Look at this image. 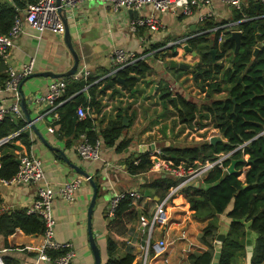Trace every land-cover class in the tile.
<instances>
[{"label":"crops","instance_id":"obj_1","mask_svg":"<svg viewBox=\"0 0 264 264\" xmlns=\"http://www.w3.org/2000/svg\"><path fill=\"white\" fill-rule=\"evenodd\" d=\"M242 1L244 9H247L250 4L255 6V12L262 9L258 0ZM257 3L259 5H256ZM234 11L222 0H210L204 5L194 7L192 14L188 16L154 13L151 12L150 8H146L138 12L137 16L153 13L159 21V28L151 32L146 28H139L136 32H133L130 29V24L137 16L130 15L128 10L125 9L113 11L107 2L102 0L83 1L77 4L71 12L65 14L64 19L71 45L79 59L77 71L88 70L90 75L97 77L96 81L101 80V85L98 88L106 82L103 79L105 76H112L111 71L114 62L111 53L115 47L144 51L151 44H163L154 51L146 52L147 55L144 60L155 58L156 66L154 64L153 67H150L146 75L140 77L133 88L129 89L128 86L116 82L118 92L112 93L111 88L108 87L100 96L98 93L96 94L97 99H100L105 106L103 109H98L95 118L92 116L95 114L93 110H90L92 114L89 113L94 121L93 129L97 135H100L108 120L115 117L118 108L127 107V116L123 115L122 120L125 117L128 124L124 126L126 128L122 131L118 142L122 139H128L130 143L122 151L116 149L117 143L114 146L103 144L99 160L86 161L81 159L77 153V146L82 140L81 135L84 133H81L78 137H75L74 132L67 134L66 131L60 128L58 112L55 111L56 117L48 108H45L46 104L39 103L35 108L30 106L31 110H43L45 108L41 116L36 115L35 111L31 114L37 133L27 127L29 124L25 121L24 116L22 117L26 123L21 129L30 131L27 135L28 140L31 142L30 147L27 148L20 139L13 142V146L14 143L21 146V150L15 147L13 149V152L18 156L23 153H31L41 160L44 179L53 189H56L58 184L77 176L86 177L84 174L79 173L78 169L86 172L94 182V179H97L98 191L91 216V231L100 253V264H104L108 259L107 236H110L116 242L115 257L120 258L126 253H130L133 255L132 264H141L138 257L141 245L144 244L145 229L139 224V217L143 213H149L159 200H155L154 196L156 195H154L152 189L141 186L149 184L153 178L159 173H163V171L149 170L143 174L131 175L126 169L125 159L130 155L145 152L144 149L151 153L154 149H162L163 144L176 145L177 141L174 140L173 134L175 136L178 132H182L184 129L182 125L186 124L179 122L175 124L177 120H175L174 114L171 113L173 106L170 103H168L167 111L164 110L163 102L168 101L161 98V90L167 88L171 90V86H175L174 92L180 93L182 89L186 88V85L188 86V82H186L187 75L195 70V66L200 60L198 55L185 51L183 46L187 44L189 38L200 34L199 30L203 24L198 21L199 17L202 14H209L208 19L210 21L219 25L232 24L231 28L235 29ZM20 15L23 16V14ZM23 27L24 32L13 39L9 60L11 66L19 67L33 59V73L52 72L56 74L65 73L73 66L74 58L65 44L64 33L58 34L48 30L37 32L26 22ZM216 27L218 26L216 25L213 30ZM207 38L209 43L212 44L213 34L211 33ZM224 38L225 35H223ZM177 46L182 48L180 57H190V62L170 60L175 59L172 57H176L177 53L172 56L168 51L174 50L176 52ZM157 51H161V53L155 56L154 52ZM167 52L170 54L167 55ZM164 54L166 55L164 56ZM167 56L171 58L169 59ZM171 62L187 64L189 68L173 67L170 66ZM180 69L187 71L181 73ZM4 71L5 66L0 62V106L10 102V94L2 89L3 79L5 78ZM150 77L154 80L152 81ZM54 79L56 78L42 76H30L24 79L21 84V91L25 99L27 101L35 100L37 96L46 92L48 84ZM57 79L66 80L68 89L76 87L74 86L75 82H79V80H73L71 77ZM193 81L196 85L195 80ZM81 90L79 85L69 99L81 96L85 101H89L91 99L89 88L84 91L87 93V97L77 93ZM196 91L199 96L198 104L204 103L205 93L201 92L199 88ZM74 94L78 95L72 98ZM182 95L184 96V94ZM225 95V91L215 93L214 99H223ZM132 114L134 115L133 120L129 121L128 116ZM204 128L207 127L198 129ZM211 128L214 130V136L222 138L217 129ZM222 141H224L223 138ZM247 158V156H244L242 160L247 161ZM72 166H75V168ZM245 169L247 167H244L243 170ZM241 176L243 177V174ZM203 184L205 188L204 181ZM141 188L148 189L152 195L149 197L140 192V196L137 198L139 203L136 205L135 219L127 224V229L122 235L109 233L106 225L112 193L140 191ZM35 190L36 184L4 185L0 181V212L27 208L35 197ZM92 195L93 187L91 183L89 180H84L76 190L73 202H66L55 195L52 203V212L55 219L54 238L58 242H70L72 244L75 264L95 263L89 245L87 226V208ZM170 203L171 222L182 219L183 222L180 225L171 224V230H168V239L175 238L178 232L177 228L183 227L188 233V239L176 241L169 246L166 257L169 264H191L188 259L191 253H201L207 249V246L199 241L202 229L207 224V219L202 221L195 219L193 211L190 210L188 202L181 193L177 194ZM231 207L232 203L228 205L223 213L218 215L219 229L217 234H226L230 222L227 212ZM161 236L160 229L155 230L152 243L154 244ZM257 236V233L249 228V222H245L244 254L238 258V264H249ZM41 242V235L25 234L21 230H16L6 239L0 236V252L15 256L19 259V264H34L38 257L37 248ZM220 244L221 242L214 239L211 264H217ZM156 262L157 264H163L159 258H156ZM37 264L52 263L39 260Z\"/></svg>","mask_w":264,"mask_h":264},{"label":"trees","instance_id":"obj_2","mask_svg":"<svg viewBox=\"0 0 264 264\" xmlns=\"http://www.w3.org/2000/svg\"><path fill=\"white\" fill-rule=\"evenodd\" d=\"M36 1L0 0V33L9 32L18 14L17 8H25ZM262 14V9L255 12L253 4H250L247 9L243 7L241 12L234 11L235 29L242 32L240 48L235 55L233 42L222 41L218 44L220 34L223 33L226 36L230 27L213 30L216 25L224 24L219 25L208 18L201 23L203 26L199 30L200 34L187 40V44L199 56L200 61L195 68L197 71L195 84L201 92L205 93L204 103L197 104L196 101L187 100L178 92L174 93L175 102L171 99L173 93L168 88L161 90L160 93L161 98L168 101L163 102L164 110L167 111L168 103L173 106L174 112L171 113L177 119L175 124L177 122L186 125L198 123L196 125L199 128L211 126L217 129L224 139L214 145L206 140L190 146L163 144L162 151L165 158L174 164L214 160L216 154L235 150L239 145L246 143L231 155V159L248 157L247 161L242 160L236 164L234 173L228 174L221 168L215 167L204 179L205 188L203 183L198 186L186 185L180 192L188 202L190 210L193 211L194 218L201 221L207 219V224L199 237V241L206 245L207 249L201 253H191L188 257L191 264H211L213 241L219 229L218 215L223 213L231 203L232 207L227 212L230 222L225 239L220 244L217 264H238V258L244 254L245 222H249V228L258 235L249 264H264V16ZM244 18L247 20L242 21ZM211 33L213 34L212 44L207 38ZM162 45L151 44L144 53L154 51ZM255 47L259 50L253 58L252 52ZM159 53L161 51L154 52V55L157 56ZM175 54L172 52L171 55L175 56ZM227 64L231 66L227 67ZM148 70L150 66L145 60H140L117 71L114 78L117 76L124 78L131 89ZM180 70L181 73L187 71ZM4 80L5 78L3 82ZM96 80L97 77L94 75L87 78V84L93 85L89 88L91 94L89 101H85L81 96L69 99L75 88H78L79 82H75L76 87L66 89L65 95L61 98L62 103L56 108L58 123L67 134L74 132L75 137H78L84 133L91 141L100 136L105 146H114L117 143L116 149L122 151L130 143L128 139L118 142L122 131L126 128L122 125V116H127V107L118 108L115 117L108 120L100 135H97L93 129L94 121L90 115L92 112L83 119L76 116L78 106L89 107L94 112L105 107L96 95L99 94L97 87L102 81L96 82ZM223 91L227 92L226 98L214 99L215 93ZM133 116V114L128 116L129 121L133 120ZM25 123L22 118L15 120L9 116L5 117L0 123V138L23 128ZM16 139H20L27 148L31 145L25 131L21 130L19 136L0 146V179H9L18 169V155L13 152V142ZM231 159L224 164H230ZM125 165L131 175L148 172L153 165L150 152L130 155L125 159ZM244 167L247 169L243 170ZM241 174L243 179H240ZM94 180L98 191L97 179ZM177 182L175 178L159 173L149 184H143L141 187L152 189L154 195L162 199L169 188ZM244 184H246L245 187H243ZM138 203L139 200L129 194L119 199L113 215L108 217L107 231L122 235L127 229V224L135 219ZM16 230H21L25 234L42 235L44 224L38 215L27 213L26 208L0 212V236L6 239ZM106 248L108 259L104 264H132L133 255L130 253L120 258L114 256L116 242L110 236H107ZM63 252V250H48L47 254L55 258ZM0 258L3 264H19V259L10 254L0 252Z\"/></svg>","mask_w":264,"mask_h":264},{"label":"built area","instance_id":"obj_3","mask_svg":"<svg viewBox=\"0 0 264 264\" xmlns=\"http://www.w3.org/2000/svg\"><path fill=\"white\" fill-rule=\"evenodd\" d=\"M12 1V0H9ZM89 0H37L32 4H28L25 8H17L18 14L15 16L13 24L7 34L0 33V62L5 66V80L2 89L10 94V102L0 106V123L5 117L11 119H21L23 113L20 108L19 89L25 78L33 73V59L23 63L19 67H13L9 64L11 58V48L13 39L24 32L23 24L26 22L31 28L37 32L46 30L53 33H64V16L79 3ZM107 2L113 11L135 10L137 12L150 8L151 12L170 13L173 15L188 16L193 12L194 7H199L208 3L210 0H102ZM226 5L240 12L243 9L242 0H222ZM262 6V16H264V0H258ZM20 14H23L21 16ZM209 14H202L198 21L203 22ZM247 20L246 18L242 21ZM232 24H224L216 29L230 27ZM139 28H146L150 32L159 28V21L150 13L149 15L137 16L131 21L130 29L136 32ZM241 31V30H240ZM146 42L145 39H143ZM223 39V33L218 37L220 44ZM147 53L144 51H136L123 47H115L111 53L114 62L111 74L114 75L117 71L144 60ZM90 76L88 70L77 71L70 77L73 80L84 79ZM67 81L64 79H54L48 86L45 93L35 98L37 104H46L49 106V111L57 117L56 108L62 103L61 98L65 95ZM90 113L89 107L78 106L76 115L79 119L85 118ZM29 127V125H27ZM22 129H19L7 136L0 138V146L7 143L12 138L19 136ZM82 140L77 146L79 157L86 161H96L100 158V151L103 146L101 138H96L91 141L86 134L81 135ZM246 143L239 145L235 150L242 148ZM221 152L215 155L214 160H206L204 162H193L192 164H174L172 161L165 158L162 149H154L150 153V158L153 165L150 170L163 171L175 178L178 182L171 186L166 195L159 199L154 208L146 214H141L139 224L145 229L144 244L141 245L139 260L141 264H157L156 258H159L163 264H169L166 252L169 246L176 241H185L188 239V233L183 228H177V236L171 240L168 239V230H171V224L180 225L183 222H171L170 206L171 200L181 192L186 185H199L203 183L207 174L215 167L221 168L226 172L228 165L225 161L231 159L232 153L235 151ZM244 157V156H243ZM19 164L16 173L9 179H0L4 185L16 184H36L35 197L30 206L26 208L27 213L38 215L44 224V232L42 242L37 248L38 257L34 264L39 260L51 262L52 264H75L73 261L74 250L70 242H58L54 238L55 219L52 212V203L54 196L57 195L66 202H73L75 192L81 186L84 180H89L90 176H77L69 181L58 184L56 189H53L48 182L45 181L43 175V164L41 160L31 154L23 153L18 156ZM137 160L135 161V164ZM125 194H129L134 198H139L140 191H123L116 193V196L111 200L109 216L113 215V210L118 202ZM4 212V211H2ZM186 219V218H185ZM160 229L162 236L153 244L152 238L155 230ZM48 250H63L64 252L55 258H51ZM0 264H3L0 258Z\"/></svg>","mask_w":264,"mask_h":264},{"label":"water","instance_id":"obj_4","mask_svg":"<svg viewBox=\"0 0 264 264\" xmlns=\"http://www.w3.org/2000/svg\"><path fill=\"white\" fill-rule=\"evenodd\" d=\"M256 5H259V3H257ZM128 12H129L130 15L133 14L135 17L138 15V12L135 11V10H128ZM63 22H64V40H65L66 46L68 47V49L70 50V52L72 53V56L74 58L73 66L65 73L56 74V73H52V72H40V73H33V74L29 75L28 77H30V76H42V77H50V78H56L57 79V78H61V77H70L71 75H73V74H75L77 72L78 62H79L78 55L73 50V47L71 45L69 32H68L67 26L65 24V19H63ZM241 38H242V32L240 30H238V29L229 30V33L224 38V41H229V42H233L234 43V49H233V54L234 55L237 54V52L239 51ZM183 49L185 51L192 52L193 55H197V53L194 50H192V48L188 44H185L183 46ZM258 50H259L258 47H255L253 49V52H252V57L253 58L255 57V54L257 53ZM211 53L214 54V51L211 50ZM170 66L179 67V68H183V67L184 68H189V66L187 64L176 63V62H171ZM230 66H231V64H228V67H230ZM195 75H197V73H195L194 76ZM103 79L104 80L108 79V80H106V82L102 86H100V88L97 87L99 89V96H100V93L105 91L106 88H108V87L111 88L112 93L113 92H118L119 90L116 88V82L120 83V84H122V85H124L126 87L128 86L127 83H125V79L120 77V76H117L116 78H114V75H112L110 77L109 76H105V78H103ZM96 82H98V81H96ZM96 82H94V83H96ZM79 85H80L82 90L77 92V93H79V94L81 93L84 97H87V93L84 92V91L87 88H90L93 85L87 84L86 80H84V79H80L79 80ZM19 94H20V108H21V111H22L23 116L25 118V121L29 124V128H31L34 132L37 133V128L35 126L34 119L31 118V114H32V112L35 111L36 115L41 116L43 114V112H44V109L45 108L49 109V106L46 105L43 110L42 109H40V110H31L30 106H32L31 108H35V106L37 105V102L35 100L27 101L25 99L24 94L21 91V86H20V89H19ZM77 95L78 94H74V96L72 98L76 97ZM171 99L176 102V97L174 95L171 96ZM97 113H98V110L92 116L95 118L97 116ZM127 124H128L127 123V119L125 117H123L122 125L125 126ZM29 133H30L29 130L25 131L26 135H29ZM221 141H222V138L220 136H212V137L209 138V143L211 145H214L215 143L221 142ZM14 147L17 148L18 150H21V146L20 145H17V144L14 143ZM146 150L144 149V151H146ZM240 161H242V158H240V159H231L230 164L227 167L226 172L228 174L234 173L236 171L235 166ZM17 163L19 164V159H17ZM72 167L75 168V166H72ZM78 172L81 173V174H84L85 176H88V174L86 172L82 171V170L78 169ZM89 182L91 183V185L93 187V195H92V198H91L90 203H89L88 208H87V218H88L87 219V226H88V234H89V245H90V248L92 250L93 257H94V261H95L94 264H100V253H99L98 247L95 244V241H94V238H93V235H92V231H91V216H92V212H93V208H94L95 200H96V196H97V186H96L95 182L91 178L89 179ZM196 186H198V185H196ZM245 186H246V184L243 185V187H245ZM140 192H143L145 196H149L150 197L152 195V193L148 189L141 188ZM154 198H155V200L159 199L157 196H154ZM224 239H225V234H219L218 233L216 235V237H215V240H217V241H219L221 243L223 242Z\"/></svg>","mask_w":264,"mask_h":264},{"label":"rangeland","instance_id":"obj_5","mask_svg":"<svg viewBox=\"0 0 264 264\" xmlns=\"http://www.w3.org/2000/svg\"><path fill=\"white\" fill-rule=\"evenodd\" d=\"M176 49H177L176 52L174 50L168 51L171 54H172V52L177 53V56L176 57H172V58H175L176 60L175 59H170L171 57H168L167 56L170 60H173V61H177L178 60V61H183V62H190L191 61V58L190 57H186V56L185 57H180L181 56V53H182V48L180 46H177ZM168 52L166 53L167 55L170 54ZM166 54H164V56ZM146 60H145V62L150 67H153L154 64L156 66L155 58L154 59L149 58L147 61ZM196 66H197V64H196ZM196 66H195V68H196ZM151 80L153 81L154 79L151 78ZM186 82H188V86L186 85V88L182 89V91H180V93L181 94H184V96H186V97L189 96L190 98H193L195 100H198L199 99L198 98L199 96H198V93L196 91V89H198V88L196 87V85H194V81L192 79L191 74H188L187 75V81ZM174 87L175 86H171V92L172 93H175L174 92ZM175 120H177V119H175ZM203 122H208V121H203ZM196 124H198V123H194V124L188 125V126L187 125H182L184 127V129L182 130V132H178V134H176L175 136L173 134V137L175 138L174 140L177 141L175 146H190V145H193V144L199 142L200 140L209 141V137H212V135L214 134L213 133L214 130L211 128V126H209L207 128H204V129H198L199 127ZM240 178H243V177L240 175ZM115 196H116V194L115 193H112L111 200Z\"/></svg>","mask_w":264,"mask_h":264},{"label":"flooded vegetation","instance_id":"obj_6","mask_svg":"<svg viewBox=\"0 0 264 264\" xmlns=\"http://www.w3.org/2000/svg\"><path fill=\"white\" fill-rule=\"evenodd\" d=\"M225 64H226V62H225ZM227 67H228V64H227ZM195 73H197L196 70H194V71L191 73V76H192V79H193V80H195V77H194V74H195ZM195 76H196V75H195ZM225 92H226V91H225ZM226 97H227V92H226V95L223 97V99L226 98ZM185 98H186L187 100H192V101H196V102L198 101V100H195V99H193V98H190L189 96H188V97L185 96ZM197 104H198V102H197Z\"/></svg>","mask_w":264,"mask_h":264}]
</instances>
